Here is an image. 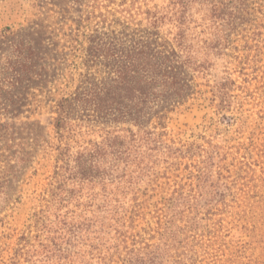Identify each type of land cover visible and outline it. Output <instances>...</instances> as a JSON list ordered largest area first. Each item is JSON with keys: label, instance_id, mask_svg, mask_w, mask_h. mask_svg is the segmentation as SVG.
Wrapping results in <instances>:
<instances>
[{"label": "rangeland", "instance_id": "obj_1", "mask_svg": "<svg viewBox=\"0 0 264 264\" xmlns=\"http://www.w3.org/2000/svg\"><path fill=\"white\" fill-rule=\"evenodd\" d=\"M174 1L0 0V264H10L23 236L35 242L31 216L41 204L52 161L43 146L32 151L31 141L36 134L54 141L56 101L86 69L79 41L122 37V8L133 15L158 11L166 15L160 32L174 33ZM242 2L243 23L226 44L219 37L217 48L212 47L219 36L216 23L195 6L187 12L191 60L204 70L187 77V96L168 113L163 129L166 144L183 150V157L164 149L145 155L147 172L117 194L126 207L145 200L147 213L139 226L148 227L149 237L157 227L148 205L155 198H149L151 191L135 194L136 188L144 192L149 180L161 184L166 175L190 193L192 166L205 160L202 195L189 198L194 207H184L178 253L164 264H264V0ZM126 21L133 24L129 17ZM226 82L232 83L220 109L212 93ZM80 130L79 143L101 139L85 133L86 127ZM25 151L32 156L26 159ZM44 255L39 254V264H50Z\"/></svg>", "mask_w": 264, "mask_h": 264}, {"label": "trees", "instance_id": "obj_2", "mask_svg": "<svg viewBox=\"0 0 264 264\" xmlns=\"http://www.w3.org/2000/svg\"><path fill=\"white\" fill-rule=\"evenodd\" d=\"M243 4L242 0H175L176 28L166 34L160 32L166 15L151 9L133 15L122 8L123 38L113 42L92 36L84 44L79 41L86 69L56 101L54 141L43 134L33 135L31 141L32 151L43 146L52 161L41 204L31 216L35 242L23 236L25 242L14 249L10 264H39L42 253L50 264H164L176 256L181 237L177 233L184 229L178 222L184 207H194L189 198L195 201L202 195L205 160L192 166L190 193L183 190L186 184L173 186L166 175L161 184L149 180L144 192L136 188L135 194L151 191L149 198H155L148 205L156 213L157 227L149 237L148 227L139 226L147 213L145 200L126 207L117 194L147 172L142 166L145 155L164 149L167 155L173 150L183 157V150L166 144L163 129L168 113L187 96V77L204 70L191 60L184 28L187 12L195 6L216 23L219 36L212 47L217 48L219 37L226 44L230 32L243 23ZM231 83L220 84L212 93L220 109L226 105ZM84 127L85 133L101 139L79 143L75 138ZM32 151H25L24 157L32 156Z\"/></svg>", "mask_w": 264, "mask_h": 264}]
</instances>
